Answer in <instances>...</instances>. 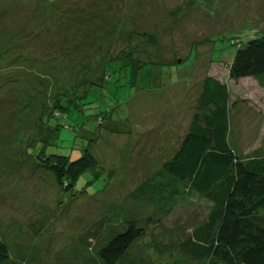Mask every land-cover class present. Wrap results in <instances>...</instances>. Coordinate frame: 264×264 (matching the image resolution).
<instances>
[{
    "label": "rangeland",
    "instance_id": "obj_1",
    "mask_svg": "<svg viewBox=\"0 0 264 264\" xmlns=\"http://www.w3.org/2000/svg\"><path fill=\"white\" fill-rule=\"evenodd\" d=\"M263 32L264 0H0V237L12 255L7 264H84L79 258L63 263L58 252L68 248L67 256L76 238L101 220L122 228L120 208L135 217L150 213V205L130 194L180 148L206 76L229 87L228 139L236 154L248 158L264 151V86L252 77L231 78L228 69L235 42ZM131 33L151 36L150 42L136 40L146 49L141 61L176 68L162 75L168 84L138 91L126 102L130 133L103 130L90 145L99 176L85 173L79 192L66 194L27 146L47 130L41 117L54 94L104 77L107 61L123 57ZM95 112L74 110L67 119L49 120L76 126L61 128L55 141L63 152L75 147L72 159L90 142L80 126L98 129ZM31 147L36 155L37 146ZM208 213L203 198L181 199L172 214L146 226L131 255H150L155 246V253L171 260L173 254L179 262L205 264L180 246Z\"/></svg>",
    "mask_w": 264,
    "mask_h": 264
},
{
    "label": "trees",
    "instance_id": "obj_2",
    "mask_svg": "<svg viewBox=\"0 0 264 264\" xmlns=\"http://www.w3.org/2000/svg\"><path fill=\"white\" fill-rule=\"evenodd\" d=\"M150 37L131 33L123 57L107 61L104 77L86 79L84 87L75 85L66 94L58 91L45 106L41 119L48 125L47 130L27 146L26 152L38 167L54 174L64 193L79 192L77 183L87 172L99 176V161L90 145L100 139L103 130L130 133L131 126L125 127L129 123L126 102L138 91L163 87L167 82L163 83L162 75L176 68L173 64L141 61L146 49L136 40L150 42ZM235 44L237 50L228 64L230 77H252L264 86V32L246 42L238 39ZM54 87L58 86L53 84ZM123 88L128 89L124 98L119 96ZM230 107L227 84L215 76H206L180 148L130 194L132 200L145 202L152 211L135 217L130 209L120 208L117 216L123 222L122 228L103 220L95 223L76 238L73 243L77 245L67 256L62 254L68 248L58 252L65 257L63 263L79 258L84 264H189L179 262L173 254L172 260L171 255L160 256L155 246L150 255L131 254L156 216L172 214L181 199L196 195L208 203L209 213L181 243L182 252L205 264H264V151L248 158L236 154L228 139ZM92 109L96 110L93 116L98 129L88 131L84 124L80 126L79 131L90 134V142L78 158L72 159L75 147L63 152L55 141L61 128L77 131L76 126L68 122L51 125L49 120L67 119L74 110L89 116L86 110ZM32 145L37 146L36 155L30 154ZM55 146L56 150L50 152L49 148ZM11 257L9 245L0 237V264H7Z\"/></svg>",
    "mask_w": 264,
    "mask_h": 264
}]
</instances>
